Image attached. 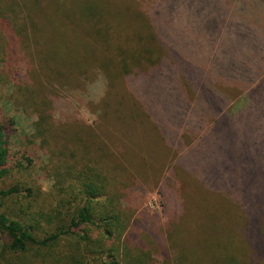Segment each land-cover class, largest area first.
<instances>
[{
	"label": "rangeland",
	"instance_id": "rangeland-1",
	"mask_svg": "<svg viewBox=\"0 0 264 264\" xmlns=\"http://www.w3.org/2000/svg\"><path fill=\"white\" fill-rule=\"evenodd\" d=\"M38 1L34 5L32 0H0V124L10 130L12 164L19 166L21 181L28 182L36 193L43 192L45 196L42 199L51 201L54 183L49 174L52 166L44 156L42 146L35 140L34 124L37 119L29 107L51 100L57 109L53 111L56 122L60 120V113L66 112L67 108L74 113L68 118V124L73 126L71 134L63 135L65 148L75 150L81 146L76 139L77 133L80 139L89 137L92 141L88 134L90 129H94L119 159L123 154L126 156L134 180L143 185L129 196L131 205L136 208L135 220L130 226L135 237L132 246L145 248L144 254L157 259L155 264H161L165 258L173 264H246L244 251L249 248L247 238L250 227L243 225L239 230H234L232 224L236 218L250 223L258 217L264 235V168L259 169L255 159L244 164L237 163L236 167L231 168L233 164L229 155H233L235 162L234 151L229 150L232 147L227 142L231 137L221 139L228 128L224 125V133H221V121L224 119L225 124V120L232 119L229 124L239 128L246 118L248 123L256 119L257 128L253 131L252 140H264V69L256 73L251 82H246L247 79L240 73L236 81L244 89L240 90V86L231 90L221 89V81L217 78L207 86L209 69L203 68L208 60L205 47L211 46L206 41L210 40V36H215L210 24L226 16L228 25H231L234 21L233 3L230 0H160L163 2L154 6L158 0H150L144 6L146 0H103L107 6L103 12L115 15L110 19L112 26L115 28V19L117 23L126 24L131 31L134 30L137 37L141 33L139 27L143 25L144 13H149L151 19L160 23L163 19L155 18L156 10L161 13L160 16L165 11L168 14L177 11L174 19L178 32L172 39L177 48L171 61H166L160 69V75L157 73L155 77L152 75L138 80L125 76L120 81V75L114 72L115 79L111 78L113 85L109 82L105 84L101 95L92 102L82 97L86 88L84 79L99 82L100 73L107 72L105 66L87 61L66 45L63 56L53 59L47 69L42 68L39 58V55L43 58L48 56L51 46L60 36L57 30L61 28L60 25L65 26V33L71 30L70 39L76 38L75 28L78 25L79 30L84 32V27L80 26H84L89 19L79 13L80 0ZM243 1L245 3L239 5L243 9L240 14L243 19L248 18L247 8L259 12L260 16L264 15V0ZM96 2L82 0L81 4L93 10L98 6ZM61 12L65 16V19L61 17L64 23L59 18ZM6 30L8 33H5ZM117 31L123 33L122 28ZM3 32L6 37H3ZM10 36H15L12 42L8 39ZM228 36L227 41L230 40ZM190 41L192 49L187 54L190 47L187 42ZM224 41L221 42L220 38L213 45L220 48ZM256 44L259 52H253L254 64L260 65L264 44ZM110 46H114L112 41ZM123 55H126L124 50ZM74 56L76 61L72 59ZM245 62L253 66L249 58ZM73 64L80 68L82 66L86 74H72L70 69ZM111 70L116 71V68ZM237 71L241 72L242 68ZM55 72H61L63 78H68L70 83H63L65 91L53 79L58 76ZM116 75L119 77L116 78ZM259 84L261 86L257 89ZM67 90H70L69 93H66ZM247 94L254 99L253 105L244 108ZM80 104L84 107H80ZM105 104L112 107L110 116L104 110ZM72 107H77L79 112L75 113ZM117 109L121 113L113 115L112 111ZM134 109L141 113L140 116L147 123L155 124L156 121L168 128L166 138L169 146H163L156 131L151 134L150 129L139 123L130 129L121 122L124 120L123 110L129 112ZM204 110L210 115H201L203 117L200 118L199 113ZM237 110V114L231 113ZM149 114L153 115L151 120L147 118ZM128 122L130 124L132 121ZM74 123L82 125L81 129L89 128L86 136H83L80 127L76 129ZM91 148L96 149V146L91 144ZM217 157L221 160L220 164L216 162ZM146 158L149 159L143 165L142 161ZM226 170L235 176L229 187L223 189ZM8 208L17 210L13 202L8 203ZM176 223L183 230L179 238L184 247L181 249L184 254H189L182 263L177 262L181 254L172 247L169 233L177 231L173 227ZM227 235L231 251L223 250L222 239ZM5 243V238L0 235V251ZM165 251H168V256ZM225 256L227 258L224 260Z\"/></svg>",
	"mask_w": 264,
	"mask_h": 264
},
{
	"label": "trees",
	"instance_id": "trees-1",
	"mask_svg": "<svg viewBox=\"0 0 264 264\" xmlns=\"http://www.w3.org/2000/svg\"><path fill=\"white\" fill-rule=\"evenodd\" d=\"M81 1L79 13L83 18L89 19L84 26H80L84 27V32L79 30L78 25L75 28L77 34L73 33L77 35L76 38L70 39L71 30L69 33H65L64 25H60L61 28L57 27L60 36H57V40L51 46L48 56L43 58L39 55L42 68L47 69L48 65L54 61L53 59L62 57L65 45L87 61L105 66L107 72L100 73L99 82L84 79L86 88L82 92V97L92 102H95V98L101 95L105 84L107 85L108 82L112 84L111 78L115 79L114 72L120 75V81L125 79V76L138 80L152 75L155 77L162 73L160 69L163 68L166 61H171L174 50L177 48L175 41H172L175 33L178 32L175 29L177 24L174 19L177 11H172L170 14L165 11L160 16L161 13L156 10L155 18L162 17L163 19L160 23L151 19L149 13H144L143 25L139 27L141 33L137 37L134 30L131 31V28L126 24L117 23L115 19V28L112 26L110 19L115 15L109 10V13L103 12V9L107 7L103 0H96L98 6L93 10L85 8ZM230 1L235 9L233 12L234 21L228 25V17L224 16L223 20L210 24L215 36H210V40L206 41L211 46L205 47L208 60L203 68L209 69L207 86L214 78H217L221 81V89L232 90L241 86L240 90H243V85L236 81L240 77V73L243 78L247 79L246 82H251L254 80L253 76L256 73H261L264 69L261 61L262 59L264 62V45L261 48L263 56L260 59V65L254 64L253 57L254 51L259 52L256 43L264 44V15L260 16L259 12L247 8L249 9L248 18L243 19L240 15L243 9L239 5L245 2L243 0ZM38 2V0H32L34 5ZM149 2L150 0H146L144 6ZM162 2L158 0L154 6L160 5ZM251 3L254 5V2ZM32 7L35 6L32 5ZM24 9L28 11L27 7ZM61 14L59 18L64 23L61 17L65 19V16L63 12ZM118 28H122L123 33L117 31ZM5 33L8 31L6 30ZM227 35H229V41H227ZM230 35L233 37L230 38ZM64 36H69V38H64ZM3 37H6L4 32ZM14 37L10 36L8 39L12 42ZM220 38L221 42L225 41L222 46L220 45V48H217L213 44ZM111 41L114 46H110ZM171 43H173L172 46H170ZM187 46H190L188 54L192 49V42H187ZM123 50L126 52L125 56ZM66 57H70L68 53H66ZM246 58L251 60L253 66L245 62ZM72 59L77 60L75 56ZM70 63L71 61L68 64L70 65ZM111 68H116V71ZM239 68H242L241 72L237 71ZM70 71L72 74L76 72L78 75L86 74L82 71V66L80 68L76 64ZM55 73H58V76L53 79L58 81L60 87L65 91L63 83L68 85L70 83L68 78H63L61 72ZM119 75H116V78ZM102 83L104 85H101ZM260 86L261 84L257 86V89ZM69 91L67 90L66 93ZM252 100L254 99L247 94L244 98V108L253 105ZM53 103L51 100H44L39 105H29L37 119L34 124L35 140L42 146L44 156L52 166L49 178L54 184L51 189L52 199L49 202L42 199L45 196L43 192L36 193L28 182L21 181L18 176L21 173L19 166L12 164L9 147L10 130L0 124V235L7 242L3 244L0 251V264L157 263L156 258L144 254L145 248H135L131 245L135 241V237L132 236L130 226L135 220L136 208L131 205L132 201L129 196L131 192L133 194L140 190L143 185L138 180H134L131 168L127 166L129 162L126 160V156L123 154L119 159L101 134L96 133L94 129H90L91 132L88 134L94 143L89 137H85L86 140L80 139L79 133H77L76 139L79 140L81 146L75 150L65 148L63 135L71 134L70 130L73 126L68 124L70 121L68 118L74 113L72 114L67 108L66 112L60 113L58 117L60 120L56 122L53 111L57 109ZM81 106L83 105L80 104ZM72 108L75 113L79 112L77 107ZM111 108L108 104L104 105V110L109 116ZM148 108L150 109V107ZM238 112L239 110L231 111L233 115ZM120 113L119 109L112 111L113 115ZM122 113L124 120L121 122L127 128L131 129L134 124L139 123L150 129L151 134L156 131L163 146H169L170 142L166 138L169 130L164 124L156 121L155 124L150 121L147 123L136 109L129 110V112L123 110ZM201 115L207 117L210 113L204 110L203 113H199L200 118L203 117ZM151 116L153 115L149 114L147 118L151 120ZM228 119L230 118L228 117ZM128 120L132 122L129 124ZM230 120H225L227 122L225 124L224 119L221 121V133H224V125L228 127L226 134L221 135V139L225 140L226 137H231L227 140L232 147L229 150L233 149L234 151L235 162L232 158L233 155L231 153L229 155L233 164L231 168L236 167L237 163L244 164L255 159L259 169H263L264 140H252L258 120L255 119L248 123V118H246L242 127L239 128L235 124L230 125ZM259 120L262 119L259 118ZM74 124H76L74 125L76 129L80 127V131L84 132L83 136L89 132V128L81 129L82 125ZM91 144H94L96 149H92ZM242 144L244 146H241ZM139 153L143 154L144 151ZM147 159L149 158L142 161L143 165ZM216 162L220 164L221 160L217 157ZM234 176L235 174L231 175L228 170L224 172L223 189L229 187ZM9 202H13L17 210H9ZM182 211V215H184V206ZM177 223L179 222L177 221ZM177 223L173 226L177 231L169 233L171 234L172 247L177 248L181 254L177 262L182 263L183 260H187L186 255L189 254H184L181 249L184 247L179 238L183 235V230ZM232 225L234 230H239L243 225L250 227L247 238L249 248L244 251L246 264H264V235L258 217L251 220L250 223L242 218H236ZM222 240L224 242L223 250L231 251L227 244L230 241L228 235ZM165 254L168 256V251H165ZM226 258L227 256L224 257V260ZM161 264H173V262L165 258Z\"/></svg>",
	"mask_w": 264,
	"mask_h": 264
}]
</instances>
